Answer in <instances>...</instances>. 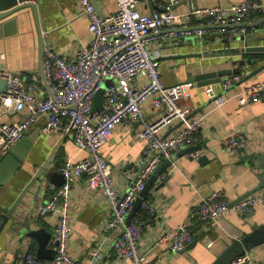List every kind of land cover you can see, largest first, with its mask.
Returning <instances> with one entry per match:
<instances>
[{
  "label": "crops",
  "instance_id": "0c3cea01",
  "mask_svg": "<svg viewBox=\"0 0 264 264\" xmlns=\"http://www.w3.org/2000/svg\"><path fill=\"white\" fill-rule=\"evenodd\" d=\"M22 1L34 2L37 13L35 14L31 7H26L0 22L1 24L15 19V23L7 28L6 32L0 30V70L20 71L25 75L39 74L42 37L45 45L51 44L63 56L69 58L73 57L80 47L92 41L89 19L83 13L80 0ZM91 1L102 17L113 14L117 9L116 0ZM240 1L242 0H140L138 7L144 13L152 10L163 12L168 6H172L176 13H187L193 8H225ZM263 19L264 14H256L249 20L242 21L255 24L244 30L245 33L253 34L246 41L238 37L242 34L239 27L222 32L215 28L214 24L192 17L185 25L203 26L204 32L201 36L195 32L191 35L182 32L177 36L171 35L174 30L186 27L179 25L165 28L162 30L165 39H158L149 44L151 51L160 54L161 77L167 86L187 82L189 73L196 75L231 68L233 73L243 74V80L237 88L223 91L221 85H216L218 93L230 97L220 107H216L206 96L204 88L195 83H192L190 96L179 101L181 106L191 110L193 116H205L199 135L200 143L206 146L208 153L204 156L206 160L201 162L202 158L195 160L187 155L191 147L182 149L172 158L171 166L163 169L160 177L165 176V179L156 191L153 189L157 181L153 183L146 201L155 203L161 215L156 219L149 214L150 219L144 222L142 245V251L148 252L152 264H210L233 238H240L250 232L255 223L264 224V208H258L247 215L232 212L222 220V227L191 217L192 208L200 197L223 191L231 202H235L257 184L255 177L241 162L238 152H226L220 146V140L236 130H242L248 139V151H264V97L255 103L241 105L235 96L240 89L264 80V53L239 54L244 52L246 46H264ZM240 23L231 25L238 26ZM200 52L213 55L183 57ZM229 53H233V56ZM15 118V115L0 105V123ZM154 118L155 111L147 107L145 120ZM45 120V117H41L26 133V136H34L27 159L15 179L5 187H0L1 214L12 206L24 186L42 165L50 163V170L60 173L61 166L66 162L76 163L88 155L85 150H80L75 145L71 136L46 133L43 130ZM140 125L141 121H137L119 126L110 141L101 148V153L109 159L113 167L116 184L121 191H125L130 182L127 175L140 170L145 164L143 150L148 142L136 135ZM177 126L168 128L164 134H172ZM191 182L195 185H191ZM49 190V184L45 185L38 198L34 199V187L19 204L14 215L9 217L0 231V263L3 260V264H11L14 256L19 253L20 263L23 264L24 255L28 251L36 254L37 241L21 236V230L45 228L52 233V225L38 214L39 207L51 196ZM71 209L72 256L82 263L132 264L130 261L117 259L113 249L109 245L106 246V241L110 242L112 238L106 229L109 206L99 193L87 188L84 180L78 181L73 188ZM185 222L190 223L193 238L191 243L196 240L193 248L184 253H174L168 243L158 244L159 237L167 229ZM98 242H104L103 260L95 263L91 259V252ZM248 254L252 255L258 264L264 263V247L255 248Z\"/></svg>",
  "mask_w": 264,
  "mask_h": 264
},
{
  "label": "built area",
  "instance_id": "2783aa9c",
  "mask_svg": "<svg viewBox=\"0 0 264 264\" xmlns=\"http://www.w3.org/2000/svg\"><path fill=\"white\" fill-rule=\"evenodd\" d=\"M80 2L89 19L90 44L80 47L71 58L63 56L51 44L44 45V67L53 97L48 94L39 74L0 70L1 78L6 80V86L0 92V105L16 116L12 121L0 123V157L7 154L41 117L46 118L43 126L46 133L71 136L75 145L88 153L79 162H66L61 166L64 184L60 187L51 184V196L38 210V214L52 225L49 246L54 250L53 259L42 261L28 251L23 264H90L80 262L70 251L73 232L71 194L80 180L85 181L89 190L99 193L109 206L106 229L112 238L110 242L106 241V246L113 249L116 258L132 264H152L148 252L142 251L144 221L135 216L128 224L127 217L146 182L164 160H172L186 147H195L187 155L199 160L207 155L208 149L201 145L199 135L205 116H193L189 108L179 104L181 99L190 96L192 84L165 85L161 77L160 54L151 51L149 44L165 39L166 36L160 34L165 28L185 27V22L192 17L220 25V30L226 32V27L232 23L264 14V1L242 0L225 8L200 7L187 13H176L168 6L163 12L144 13L138 7L140 0H116V11L107 17L97 13L91 0ZM203 32L201 29L195 33L201 36ZM242 80L243 74H233L220 84L203 87L204 92L216 107H220L230 97L218 93L216 85L229 91L237 88ZM106 81L109 84L103 94V108L97 111L94 109L95 95ZM235 96L241 105L259 101L264 97V80L240 89ZM147 107L155 111L156 118L145 120ZM137 121H141L137 137L148 142L143 150L145 164L127 175L130 182L127 189L121 191L113 167L101 153V148L119 126ZM174 125H178L175 132L164 134ZM247 143L242 130L220 140V146L232 154H237ZM164 179L165 176L157 177L154 191ZM191 185L195 184L191 182ZM141 208L156 219L161 215L153 202L145 200ZM258 208H264V189L234 204L223 191H216L200 197L192 208L191 217L222 227L221 222L228 214L247 215ZM1 224L0 213V227ZM192 239L190 223L185 222L167 229L159 237L158 244L168 243L170 250L178 253ZM103 247L104 242H98L93 248L91 259L95 263L103 260ZM248 253L230 264H258Z\"/></svg>",
  "mask_w": 264,
  "mask_h": 264
},
{
  "label": "water",
  "instance_id": "95a60500",
  "mask_svg": "<svg viewBox=\"0 0 264 264\" xmlns=\"http://www.w3.org/2000/svg\"><path fill=\"white\" fill-rule=\"evenodd\" d=\"M22 0H0V22H2L4 19L8 18L15 12H18L21 9H24L26 7H31L35 14L37 13V7L34 2L31 1H22ZM15 23V19L6 21L4 23L0 24V30H3L4 32L7 31V28H9L11 25ZM262 24H264V19L262 20ZM254 26L255 24L249 23V22H241L238 26L230 25L226 28H232V27H239L241 29L250 28L251 26ZM214 27L217 29H221L222 27L220 25L214 24ZM204 29L203 26H186L183 29H176L174 30L175 33H185L190 32L191 35L197 30ZM163 35V32L160 33ZM253 34L245 33V31H242V34H240L238 37L242 38V40L246 41L248 40L249 36ZM44 40L43 37L41 39V64L39 69V75L42 79V83L45 86L46 90L48 91V94L53 97L52 92L50 91V88L48 86L45 67H44ZM245 52H262L264 53V46H246L244 52H241L239 54L243 55ZM213 54L207 53V52H200L196 54H190L183 57L188 56H211ZM229 55L233 56V53H229ZM237 62H235L236 64ZM245 63V62H242ZM238 73V72H237ZM233 70L230 69H222L217 71H207L202 72L196 75H193L192 73L188 74L187 82L183 83H195L198 87L203 88L205 86L209 85H215L220 84L224 77L231 76L233 74ZM109 81H106L102 88L98 90V92L95 95V102H94V109L97 111H101L104 104L103 94L105 92V89L108 87ZM6 86V80L3 78L0 79V91H2ZM34 140L33 135L26 134L19 139L5 154L4 156L0 157V187H5L7 184L12 182L19 171L23 167L24 161L27 159L29 149L31 147V144ZM195 147L189 148L188 152L194 150ZM238 154L240 156L241 162L244 163L245 167L251 172V174L255 177L257 180V184L251 188V190L247 191L245 194L240 196L234 203L239 202L240 200L249 197L256 192L264 189V151L259 152L257 150H250L248 151L247 147L239 148ZM206 160V157H202L201 162H204ZM172 160H165L154 172V174L149 178V180L146 182L145 188L140 193L139 197L137 198L132 210L130 211L128 217H127V223L129 224L131 220L136 216L137 211L141 208L142 204L147 200L149 192L152 188L153 183L156 181L157 177L160 176V174L163 172L164 168H168L171 166ZM65 182V177L61 174V172L57 171H51L50 170V163L42 165L32 176V178L29 180V182L24 186L22 191L20 192L19 196L16 198L15 202L12 204V206L4 213L1 214V217L3 219L2 225L0 227V231L3 230L4 226L8 222L9 217H12L19 206V204L22 202V200L25 198V196L31 192V190L35 187V191L33 193L34 199L38 198L39 193L41 192L42 188L45 185L49 186L51 184H54L57 187H60ZM24 231V232H23ZM21 236H26L31 239H35L37 241V251L36 256L38 259L42 261H50L54 257V250L49 246V242L52 238V233L47 231L45 228H38V229H23L20 231ZM196 240L193 241V243L187 245V247L182 250L181 252H185L187 249H191L195 246ZM258 247H264V224H253L252 230L240 238H233L231 240V243L223 250L216 258L210 263V264H230L232 261L238 259L239 257L245 255L246 253L254 250ZM3 264V260H1V263ZM11 264H21L20 263V257L19 253H17Z\"/></svg>",
  "mask_w": 264,
  "mask_h": 264
},
{
  "label": "trees",
  "instance_id": "16d2710c",
  "mask_svg": "<svg viewBox=\"0 0 264 264\" xmlns=\"http://www.w3.org/2000/svg\"><path fill=\"white\" fill-rule=\"evenodd\" d=\"M51 193V192H50ZM136 217L141 218L144 222H147L150 219L149 212L144 210L143 208H140L137 213ZM34 253V252H33Z\"/></svg>",
  "mask_w": 264,
  "mask_h": 264
}]
</instances>
